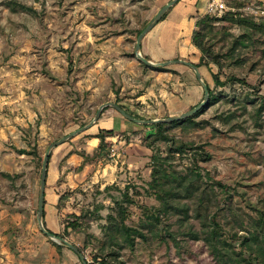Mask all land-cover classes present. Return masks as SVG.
<instances>
[{"label": "rangeland", "instance_id": "obj_1", "mask_svg": "<svg viewBox=\"0 0 264 264\" xmlns=\"http://www.w3.org/2000/svg\"><path fill=\"white\" fill-rule=\"evenodd\" d=\"M169 1L0 0V112H7L15 125L28 128V134L24 133L23 139L29 146L26 155L32 157L34 164V170L31 169L26 179L21 178V174L7 178L6 174L0 173V191L5 180L6 188L14 193L1 201L26 212L23 218L29 223L27 227H22L19 234V248L23 250L19 253L22 255L21 264H81L72 251L47 238L38 227L36 210L42 157L52 143L91 122L101 102H111L106 101L108 98L105 96L88 104L83 88H80V94L73 92V88L77 89L73 81L75 75L85 72L76 70L100 63V59L96 61L90 52L103 44L117 48L125 45L132 50L125 56L137 61L143 71H148L134 55L137 32L144 29ZM219 1L225 9L208 12L211 17L221 18L225 12L231 11L251 16L256 21L264 20V15L256 13L264 10L253 0H236L244 3L240 11L230 7L231 0ZM20 5L30 10H21ZM239 33V29L229 23L215 21L212 24L207 44L220 56L221 67L209 62L207 67L202 66L204 76L201 77L220 100L212 106L203 107L196 118L201 128L172 129L167 134L173 143L155 142L147 147L144 139L154 130L151 125L139 124L138 129L142 130L135 132L140 141H135L138 145L135 149L140 154L138 149L141 147L146 154L140 157L137 168L123 171L109 169L102 184L83 181L72 192L63 195L62 200L67 203L66 211L59 215L58 228L54 231H60L59 234L78 249L86 264H220L204 241L192 240L188 233L201 232L202 223L208 225L209 219L214 218L225 240L238 251L242 237L252 231L259 212L264 211V60L259 59L251 48L225 57L232 37ZM236 55L243 61L241 66L234 65ZM76 64H82L83 68L79 66L75 70L73 66ZM212 75H217L222 83L234 76L245 84L234 82L215 86ZM200 87L202 96L199 103L204 94L201 84ZM116 102H119L118 97L111 103ZM138 106L140 109L141 106ZM158 107L161 109L160 105L151 103L155 112H150V115L142 112L138 120L170 117L169 111H157ZM134 125L137 127V123ZM85 131L63 144L70 143L73 147L75 144V147L81 148L88 138L82 136ZM26 137L29 141L25 140ZM180 143L186 145L183 152L168 154L169 148ZM111 149L104 156L85 162L79 153L92 157L96 149L93 152L91 148L87 149L89 154L84 148L73 151L83 164L99 161V169V166L118 164L115 163L119 157L116 160L110 157ZM14 150L16 153L20 151ZM202 152L209 156V160H205ZM155 153L167 158L168 169L176 175H188L190 179H194L192 173L199 176L194 182L204 191L202 195L172 202L174 205L187 204L190 218L183 220L179 214L170 213L160 214L159 223L149 220V216L156 215L161 205L149 189L152 155ZM127 164L128 159L121 166L124 168ZM91 169L84 179L92 175L90 172H95ZM31 191L34 196L29 200ZM125 194L133 203L126 202ZM199 197H203L202 203L197 200ZM117 206L126 211L122 224L138 231L137 234L131 232L130 242L119 235L115 236L113 243L108 240L105 230L109 224L107 216L115 217ZM197 210L200 212L198 219L195 218ZM72 222L79 226L71 228L68 225ZM66 227L69 228L64 232Z\"/></svg>", "mask_w": 264, "mask_h": 264}, {"label": "crops", "instance_id": "obj_2", "mask_svg": "<svg viewBox=\"0 0 264 264\" xmlns=\"http://www.w3.org/2000/svg\"><path fill=\"white\" fill-rule=\"evenodd\" d=\"M210 1L179 0L170 7L165 18L143 37L141 55L153 63L174 60L189 61L191 64L198 63L200 54L191 44V36L196 21L208 13ZM253 1L256 4L259 3L260 9L264 10V0ZM93 50L90 53L94 55L96 61L100 59V63L88 64L84 69L79 70L76 68L79 66L83 68L82 64L73 66L76 71H85L75 75L73 81L76 82L77 89L73 88V92L80 94V88H83L88 104L105 96L108 98L106 101L115 102L118 97L117 105L127 110L133 118L137 117L138 120L142 112L149 115L150 112H155L151 109V103L161 106V109L158 107L157 111L165 109L169 111L168 116L171 117L185 113L197 105L201 99L202 91L195 73L183 65H169L166 67L169 72L143 71L137 61L125 56L132 51L125 45L117 48L103 44L101 48ZM87 56L90 58L89 54ZM198 70L200 75L204 76L202 67ZM113 84L114 88H112ZM82 99H84L83 96ZM104 102H101L97 108ZM138 105L141 106L140 109ZM89 108L94 110L92 107ZM4 113L6 114L0 112V173L18 176L21 174V178L26 179L31 169L34 170L32 157L16 153L14 148L26 151L29 149L28 143L23 139L24 133L28 134V128L23 127L24 125H15L11 116L7 112ZM38 114L41 116V113ZM151 119H157V117ZM131 123L107 107L101 111L99 120L85 131V135H82L88 136V138L83 142L81 148L86 150L91 148L93 152L99 143L96 137L99 131H113L114 136L107 139L111 142V148L120 154L118 162L115 163L118 164L115 166L112 164L105 165L103 168L99 166L98 168L101 169L99 170L97 169V162H99L97 160L81 163L82 159L73 151L81 148L80 146L75 147V144L73 147L72 144L65 143L50 153L44 187L42 218L48 231L53 234L60 233V231L55 232L54 229L58 228L59 215L66 211L67 203L64 204L63 195L72 192L74 187L77 188L81 182L90 180L92 184H97L105 180L104 176L109 169L123 171V169L129 170L130 167L135 168L136 166L137 168V164L141 161L140 157L144 156L146 152L139 147L140 154L136 153L135 148L138 145L135 141L138 143L140 141L135 132L142 129H138L140 128L139 124L136 127L134 125L136 123ZM87 152L86 154H89ZM127 159V167L123 168L121 164L124 166ZM79 167L81 169H78ZM90 169L95 172H90L92 175L87 177L88 179H84ZM24 174L26 175L23 176ZM4 181H2L3 188L0 191V264H21L22 255L19 253H22L23 250L19 248L21 240L19 234L22 227L24 225L27 227L29 223L28 220H25L26 218H23V213L26 214V212L18 211L16 206L12 207L1 201L5 197L11 196V193L14 194L6 188ZM30 186L29 181L28 187ZM32 196L34 195L31 191V194L28 195L29 200ZM26 210L30 211V208H26Z\"/></svg>", "mask_w": 264, "mask_h": 264}, {"label": "trees", "instance_id": "obj_3", "mask_svg": "<svg viewBox=\"0 0 264 264\" xmlns=\"http://www.w3.org/2000/svg\"><path fill=\"white\" fill-rule=\"evenodd\" d=\"M230 7L236 9L237 11L242 10L244 3L238 2L236 0H231ZM21 10H30L27 7L20 5ZM167 13V12H166ZM166 14L161 18L162 21L165 18ZM159 21V22H160ZM217 22H226L231 25H234L239 29V34L235 37H232V43L228 54L225 57L232 56V53L238 52L241 49H249L251 48L254 54L258 56L259 59L264 60V20L256 21L253 17L242 15V13L227 11L221 18H214L208 14L200 17L195 23V29L191 36V44L200 52V60L198 63L193 64L196 68L202 66H208L209 62L213 63L219 67H221V59L219 55H216L214 51H212V47L207 44L208 35L211 33L212 24ZM143 29L137 32V35ZM147 59L146 57H144ZM148 60V59H147ZM243 63L242 59L236 55L234 60V65L241 66ZM143 69H149L156 72H166V68H153L148 67L141 63ZM213 82L215 86H224L225 84L237 82L239 84L244 85L245 82L243 80L237 79L234 76H230L226 79L224 83L220 82L219 77L217 75H212ZM208 90V102L206 107L212 106L220 100V97L216 94L214 95L212 91L207 87ZM118 103V102H116ZM120 107V106H119ZM121 109L124 110L123 107ZM204 108L200 111L196 112L193 116L183 120L176 121L172 123H159L155 125H151L150 127L154 130V133H150L144 139L147 143V147L152 146V143L155 142H163L169 144V142L173 143V139L171 136L167 134L168 131L181 127L182 129H192V128H201V124L196 122V118L200 116ZM126 112V110H124ZM260 109H258L259 113ZM137 118V117H135ZM114 136L113 131H99L97 134V138L99 140L98 146L93 153L92 157H85L83 152L79 154L83 157V162L86 160L94 159L98 156H104L107 154L108 149L111 147V142L108 141L107 138ZM184 144L174 145L173 148L168 149V154L183 152L185 149ZM19 154H28L27 151L20 150L17 151ZM110 152V150H109ZM205 160H209V156L204 154ZM50 158V155H49ZM90 158V159H89ZM151 184L149 189L156 196L158 201L160 202V207L156 210L157 214H151L149 216V220L154 221L155 223H159V215L160 214H175L183 217V220L190 218L189 211L190 208L187 204L174 205L172 202L179 201L181 199H193L197 194L202 195L204 193L203 190L199 188L195 178H199L196 173H192L191 176L194 177L190 179L188 175H176L174 171H170L167 167V158L162 157L158 154L152 155L151 162ZM7 178H11L9 175H4ZM198 195V196H200ZM126 202L133 203L131 199L127 198L125 194ZM202 198H197L200 203H202ZM117 205V204H116ZM180 205V206H179ZM126 211L122 206H117L116 208V216L108 215L107 219H109V224L105 228L108 235V240L110 243L114 242L115 236L119 235L124 237L125 241H131V232L137 234L138 231L129 229L125 227L122 222L125 218ZM195 218H200V212L198 210L195 212ZM208 225L202 223V231L195 232L190 231L188 234L192 240H202L206 243V245L210 248L211 254L219 260L220 264H226L227 262L230 264H264V211L259 212L258 219L254 222L252 226V231L248 232V236H243L242 241L239 244L238 251L234 250V247L230 243L225 240L223 237L222 229L220 226L214 221V218H210ZM68 226L76 229L79 225L72 222ZM69 227H66L64 232ZM208 228L209 230H207ZM48 231V230H47ZM51 233L50 231H48ZM57 238L64 239V235L54 234ZM142 236L141 234H139ZM57 249H60V245H57ZM229 250H234L230 252ZM114 257V255H113ZM113 261L116 260L113 259ZM100 264H106L105 262ZM118 264V263H116ZM122 264V263H119Z\"/></svg>", "mask_w": 264, "mask_h": 264}, {"label": "water", "instance_id": "obj_4", "mask_svg": "<svg viewBox=\"0 0 264 264\" xmlns=\"http://www.w3.org/2000/svg\"><path fill=\"white\" fill-rule=\"evenodd\" d=\"M179 0H171L168 3H166L163 7H161L159 9V11L157 12V14L154 16V18L146 25V27L137 35L136 41H135V46H134V55L136 56L137 60L148 66V67H167L169 65L172 64H179V65H184L188 68H190L194 73L195 76L197 78V80L199 81V83L201 84L202 88H203V99L202 101L195 107H193L192 109L186 111L185 113H182L178 116H174V117H169L166 119H154V120H137L135 118H133L132 116L128 115L123 109H121V107H119L117 104L115 103H104L102 105H100L96 112L95 115L92 119L91 122H89L87 125L69 133L68 135H66L65 137L60 138L58 141L52 143L47 150L45 151L43 157H42V162H41V169H40V181H39V191H38V198H37V210H36V220H37V224L38 227L40 229V231L50 240L56 241L58 243L63 244L64 246H66L70 251H72L80 260L81 264H86L84 257L82 256V254L78 251V249L71 245L68 241H66L65 239H61V238H57L54 234L49 233L42 224V218H43V206H44V187H45V179H46V173H47V166H48V161H49V155L52 149L56 148L57 146L63 144L64 142H66L67 140L71 139L73 136L89 129L100 117L101 115V111L106 108V107H111L114 111H116L118 114H120L123 118H125L128 121L137 123V124H142V125H155V124H159V123H172V122H176V121H183L191 116H193L196 112L200 111L203 107L206 106L207 101H208V90H207V86L206 84L203 82L202 77L198 71V68H196L193 64L186 62V61H182V60H174V61H168V62H161V63H153L147 59H145L142 55H141V41L143 39V37L161 20V18L164 16V14L168 11V9L170 7H172L173 5H175Z\"/></svg>", "mask_w": 264, "mask_h": 264}, {"label": "built area", "instance_id": "obj_5", "mask_svg": "<svg viewBox=\"0 0 264 264\" xmlns=\"http://www.w3.org/2000/svg\"><path fill=\"white\" fill-rule=\"evenodd\" d=\"M223 9V4L219 0H211L208 4V12L209 13H216L221 12ZM259 15H264V11L256 12ZM119 152H117L115 149L110 150V157L113 159H117L119 157Z\"/></svg>", "mask_w": 264, "mask_h": 264}]
</instances>
